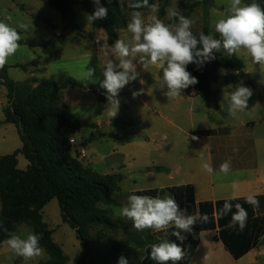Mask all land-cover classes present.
<instances>
[{"label":"trees","instance_id":"1","mask_svg":"<svg viewBox=\"0 0 264 264\" xmlns=\"http://www.w3.org/2000/svg\"><path fill=\"white\" fill-rule=\"evenodd\" d=\"M171 0H149V4L159 3L158 13L160 17L166 15V9ZM245 4L258 3L264 8V0H242ZM50 4L59 10L67 28L74 27L75 6L81 4L84 11L92 13L94 5L92 0H49ZM134 0H101V4L108 7V17L105 20H97L92 23L93 28L102 29L107 34L108 45H112L118 39V30L127 27L128 19L125 9L131 13L134 9L128 7ZM207 0L195 2L192 7L206 6ZM191 7V8H192ZM140 12H150L148 8L135 9ZM189 17V11L181 14ZM175 23V19H171ZM205 35L209 34L207 26L203 28ZM215 38L220 39L219 33ZM32 48H41L43 53L50 54L53 43L50 41L31 39L26 42L18 41ZM216 59L208 61L203 67L189 64L187 70L197 78L198 83L192 85L205 99H213L218 92L213 89V84L219 80L220 69L231 70L233 73L226 75L228 84L234 86L243 85L253 89L251 75L244 71L243 61L236 54L228 55L223 50L214 53ZM39 61L19 66L28 70L31 66H39ZM238 72V73H237ZM0 82L7 89V104L3 108L4 122L13 124L17 128L22 142L20 150L14 154L0 157V223L8 229L9 233H16L18 226L30 224L36 234H42L40 245L50 255L49 262L39 264H67L62 247L53 240V231L43 220V209L53 199H57L61 217L64 223L76 231L77 239L81 245V254L75 264H118L120 256L130 254L125 246L108 240L96 242L91 239V231L98 226L104 229L117 231L122 229L131 240L140 247L145 244L139 234H133L131 225L122 220L115 219L110 212L100 206H119L120 201L116 194L120 190L116 175L102 174L91 166H86L73 153V147L69 143L68 130L98 129L93 123L76 120L65 104L60 101V93L68 87L82 86L71 78L64 76L55 78H32L23 82H15L8 76V67L0 68ZM102 99V98H101ZM103 100V99H102ZM22 154L29 162L26 170L18 167V155ZM161 170V168H157ZM162 192L172 195L181 210H187V215H194L197 211L207 214V223L197 222L192 233L181 232L185 237L180 241L171 233L177 231L175 227L168 230L167 239L179 244L184 250V257L176 264H189L200 239V233L213 230L218 225L229 223L232 214L236 212L235 204H241L247 211L248 218L252 217V205L245 199L230 201L233 205L226 219L219 215L222 205H216L217 223L214 217L215 208L211 202L196 204L194 188L191 185L174 186L165 188ZM160 193L158 189L138 191L133 194L156 197ZM259 200V210L264 209L260 203L264 197H256ZM249 220V219H248ZM249 225L256 223L258 231L264 236V218L250 219ZM222 230V229H221ZM233 233L234 228H233ZM228 234L221 231V237L227 247L238 257L234 246L228 241ZM163 237L164 233H158ZM8 238V233L0 229V244ZM264 238V237H263ZM151 251V249H150ZM21 260L23 258L20 257ZM145 264H157L150 258ZM168 264H172L171 261Z\"/></svg>","mask_w":264,"mask_h":264},{"label":"crops","instance_id":"2","mask_svg":"<svg viewBox=\"0 0 264 264\" xmlns=\"http://www.w3.org/2000/svg\"><path fill=\"white\" fill-rule=\"evenodd\" d=\"M17 1L18 0H15V5H17ZM33 1V4H31L32 6L29 5L26 11L27 16L29 15L32 20L30 21V25L27 23V28H25L27 29V33H20L19 31L21 28H16L21 36L20 40L23 42L34 39L36 35L34 24H36L37 21L40 22V20H43V22H45L46 20L44 13H41V0ZM118 1L122 2V0ZM203 1L204 0H196L195 2ZM47 2L49 1L43 0V5L47 6L49 4ZM157 4L159 5V3ZM182 4L183 0H171L169 7L181 6ZM22 6L25 7L24 4ZM196 7L187 10L189 11L188 18L193 19L192 13ZM141 13L145 17V20H147L150 12ZM157 17L164 21V23H173L171 19L168 18L167 12L164 17H159V13ZM127 19L129 23L131 15L130 17L127 16ZM49 25L53 26L52 24ZM88 27L92 30H87V34L90 38L100 36L101 38H96L94 41H97V44L100 42V46L108 45L107 34L104 30L93 28L92 23H88ZM64 28H67L66 24H64ZM201 32H203V28L196 36L198 37ZM117 33L118 39H124L126 42L131 39L132 34L127 31V27L118 30ZM55 35L54 38H48L49 36H47L44 39H47L46 41L50 40V42L54 44L57 39H59L60 43L66 41L63 33ZM19 45L18 51L25 53L24 58L15 55L14 61H9L5 64V66L8 67L9 77L11 70H23L19 66L34 61H39V63L42 64L52 56V54L43 53L41 48H32L26 44ZM133 63L137 64V71L140 72L143 91L139 96V100L136 98L130 99L132 102L139 101V104L137 110L138 116H134V120L130 121L129 124L134 125L135 121L138 122L140 130L143 131V137L147 141L150 140L151 135L159 137V142L156 147L159 153V160L154 167L156 169L161 168V170L157 169V171L163 174L160 175V177L168 183L165 184V187L161 190L158 189L160 193H163L162 191L168 187L191 185L194 188L196 204L205 202H211L213 204L216 223L217 203L225 202L226 200L234 201L245 199L250 194H254L256 197H264V155L262 153L264 149V138H262V141L254 138L259 122L257 120L245 118L242 116L241 112H238L236 117H230L228 107L223 104L218 95L213 99H205L197 90L196 95L191 96L187 92V89H184L180 97L168 99L158 88V81L160 76H162V69L154 66L148 70H143L138 63V58L134 60ZM36 71L37 69L31 66L28 70H24L25 77L23 80H12L15 82H23L28 79L37 78ZM244 71L249 73L246 68H244ZM42 78L43 77H40L38 79ZM148 79H150L149 82H152V86H155L152 87L155 94L145 98L143 94H145V87L147 86L146 83ZM95 87V92L93 93V95H95V97H93L95 101L92 99V104H90L91 102L88 96L83 94L78 95L80 97L79 102L87 109L95 106L101 107L102 102V104H106L109 107L110 111L111 109L107 101L106 90L96 84ZM236 88L237 86H234L230 91L234 92ZM213 89L215 88L213 87ZM166 90L165 88L164 91ZM251 90L254 91V86ZM70 92H72L70 89L66 90L65 94L70 95ZM87 92L90 93V89H88ZM65 101V106L67 107H72L74 104L73 101L71 102L66 99ZM6 104L7 100L6 103H0L2 107L0 127L2 123H5L3 108ZM254 108L255 110L259 109L260 104L257 102ZM215 114H219V117L217 115L215 116ZM116 115L114 118L109 115L104 118L98 116L99 118L97 117L96 119L84 116L81 120L88 123H95L102 137L111 135L116 136V134H114V128L116 125L120 124V120ZM9 125L15 127L13 124ZM104 126H107L110 132H102L101 130H104ZM15 129L17 130L16 127ZM71 133L72 130H68L69 137L73 138ZM193 136L199 139L193 140ZM142 143L148 144L146 141H142ZM119 156H122V153L113 149L107 156H103L102 159L96 158V164L107 166L106 170H102L101 173L116 175L115 169L121 167L122 164L117 160L115 164L113 159ZM104 160L106 163L103 162ZM227 160L231 161V170L225 175L219 171V168L220 165ZM203 163L211 165L213 168L212 174H208L202 169ZM93 165V162L89 163V166L92 167ZM233 197L235 198L233 199ZM260 203L264 205V200H261ZM221 208H223V205ZM227 215L222 216V219H226ZM263 218L264 209L259 210L257 208L254 211L252 207V217L248 218L249 220L247 219L246 227L243 231H240L237 225L234 227L235 232L233 233V228L227 227L229 223L224 225L217 224L216 228L213 230L202 231L200 233L198 246L189 264H264V236L260 233L261 229L258 231V225L256 223L249 225L250 222H252L250 219ZM221 231L228 234L227 238L230 245L234 246L236 252H240L238 257H236L225 244V240L221 237Z\"/></svg>","mask_w":264,"mask_h":264},{"label":"rangeland","instance_id":"3","mask_svg":"<svg viewBox=\"0 0 264 264\" xmlns=\"http://www.w3.org/2000/svg\"><path fill=\"white\" fill-rule=\"evenodd\" d=\"M195 1L196 0H183L181 6H175L174 8L182 14L183 11L191 9L192 6L190 5L194 4ZM14 2L15 0H0V21L8 23L15 28H18V25L21 23L25 25L28 23V25H30V21L32 20L29 15L27 16L26 11L28 10L29 5L33 4L34 1L18 0L17 5H15ZM40 3L42 7L41 13H44L46 20L45 22L40 20V22L37 21L36 24H34V29H36L34 39L36 38L46 41L47 39L44 38L47 36H49L48 38H54V36H56L55 34L63 33L66 41L60 43L59 39H57L55 44L53 43L51 49L50 54H52V56L39 66H34L37 69V78L43 77L57 79L64 76L77 81L82 86V89L68 87L63 90L59 96L60 101L63 104L66 102L65 99L71 102L73 101L74 104L72 107H68V109L70 108L69 111L76 120L82 121L81 118L84 116H89L93 119H96L98 116L103 118L109 116V107L106 104H102V102L101 107L95 106L88 109L83 107L81 102H79L80 97L78 95L83 94L88 96L91 102L90 104H92V99L94 100L93 97H95V95H93L96 88L95 84L99 86L98 82L92 83L87 78V69L89 67L95 68L96 72L94 78L98 77L102 80L103 75L100 66H103L109 59H114V57L110 55H105L106 45L100 46V42L97 44V41H94L96 38H101L100 36L96 35L97 37L91 38L88 36L87 30H92L88 27L85 14L91 13L84 11L81 4L76 5V25L74 27L64 28L65 23L59 10L53 7L50 2H47L49 3L47 6L43 5V0H41ZM229 3L230 0H207L206 6L203 7V5H201L194 8L192 13V20L194 23L191 26L193 34H198L202 28L207 26L210 29V34L213 35L216 32L215 22L218 19L225 17ZM23 4L25 7L22 6ZM242 4L245 3L242 1ZM125 15L130 17L131 13L125 9ZM156 15L158 16V11ZM9 17L11 19H9ZM49 24H52L53 26H50ZM26 30L27 29L25 28H21L19 32L26 34ZM24 54V52L17 50L13 56L9 57L7 62L14 61L15 55L24 58ZM236 55L243 61L246 70L250 73L252 84L254 86V91H252L253 94L248 100V107L244 111H241V114L245 118L257 120L259 122L254 138L262 141V138H264V65L253 63L243 49H241ZM221 70L226 74H222ZM24 73V70L20 69L11 70L9 78L23 80L25 77ZM229 73H233V71L220 69L218 71L219 80L213 84L221 101L228 108L232 93L230 89H233L234 87L226 81V75ZM149 80L150 79L147 80L145 94H143L145 98L155 94L154 90H152V87L155 86H152L153 84L152 82H149ZM142 87L143 84L140 75L136 81L130 82L119 92L118 98L120 101V107L116 116L119 118L120 124L116 125L114 128V134H116V136L111 135L108 137H102L98 132L99 130L87 128L73 130L71 133V136H73L78 144L86 145L87 157L82 160L83 163L86 166H89V163L93 162L94 165L92 168L98 172L106 170L107 166L96 164V158L102 159L103 156H107L113 149L122 153V156L113 159L115 164L117 163L116 160L122 164L121 167L115 169V174L118 177V183L120 186V190L116 194V199L120 201V204L117 207L106 206L104 204H100V206L108 210L113 218L130 224V231L134 235L139 234L145 246L140 247L137 245L136 242L131 240L122 229L111 231L104 229L101 226H98L91 231V239L98 243L102 240H108L110 242L122 244L130 253L124 255V257L128 259L129 264H145L149 260L151 245L154 243H160L161 240L158 233L151 229L137 231L133 227V222L131 220L119 214V209L127 204L128 197L132 192L152 189L161 190L165 187V184H168L160 177V175L163 174H160L154 167L159 160V153L156 149L159 137L151 135L150 140L147 141L143 137V131L140 130L138 122L133 121L134 125L129 124L130 121L134 120V116H138L137 110L139 101L132 102L130 100L133 98L132 91L141 90ZM69 89L72 91L70 92L71 94H65V91ZM88 89H90V93L87 92ZM6 94L7 89L3 85H0V103H6ZM139 96L136 97L137 100H139ZM257 102L260 104V108L255 110L254 106ZM1 109L2 107L0 105V116L2 113ZM216 115L219 117V114H215V116ZM101 131L110 132L107 126H104V130ZM142 141H146L148 144H144ZM21 146L22 142L15 127L2 123L0 127V157L16 153L20 150ZM262 153L264 155V149L262 150ZM18 161L19 169L26 170L29 162L22 154L18 155ZM103 162L106 163L105 160ZM163 194L165 193H160L158 196H162ZM42 213L44 222L47 224L48 228L53 231V240L62 247V250L67 257V264H75L81 254V245L77 239L76 231L63 222L57 199H53L49 202L44 207ZM28 232L34 233L33 227L30 224H22L18 226L15 234L25 238ZM140 257H143L142 261L140 260ZM50 260V255L44 249V254L41 257L25 262L24 260H21L20 257L14 256L4 243L0 244V264H39L40 262H49Z\"/></svg>","mask_w":264,"mask_h":264},{"label":"clouds","instance_id":"4","mask_svg":"<svg viewBox=\"0 0 264 264\" xmlns=\"http://www.w3.org/2000/svg\"><path fill=\"white\" fill-rule=\"evenodd\" d=\"M94 11L85 14L88 23L97 20H105L108 17V7L101 4V0H92ZM108 4L112 0H107ZM134 9L131 12V20L127 24V31L131 33V39H116L112 45L105 46V55L112 56L103 66V79L95 77V68L89 67L87 78L92 83L106 90V97L110 105L109 115L114 117L120 107L119 92L130 82L136 81L140 76L137 71V60L143 70L151 67L162 69V76L158 81V88L168 99L181 96V92L189 86L198 83V80L188 70L189 64L203 67L208 61L216 59L214 53L222 50L228 55L237 54L241 49L245 50L253 63L264 65V8L258 3L242 4V0H230L226 9V15L215 22V31L220 39L213 35H205L203 32L197 37L191 31L194 21L181 15L174 7L166 9L169 19H175V23L166 24L159 19L157 13L159 5L149 4V0H134L128 5ZM148 8L150 14L145 17L135 9ZM9 19H11L9 17ZM20 28H27L25 24H19ZM21 36L15 27L0 21V68H3L9 57L13 56L20 45ZM222 74L224 73L223 70ZM167 89L164 91V89ZM141 90L132 91L133 98L142 94ZM249 87L240 85L231 93L229 102V116L236 117L238 112L248 107V100L252 96ZM193 140H198L196 136ZM202 169L208 174L213 173V168L208 163L202 164ZM231 170V161L227 160L220 165L219 171L227 175ZM235 197H233L234 199ZM245 202L253 206L255 211L259 208V200L254 194L245 198ZM233 205L225 201L219 215L224 216L231 212ZM236 212L232 214L228 228L238 225L243 231L246 227L248 213L239 203L235 204ZM187 210H181L175 198L167 193L162 196L151 197L148 195H129L126 205L119 209V214L133 222L137 231L151 229L154 232H163L160 243L151 245L150 258L157 264H172L184 257L182 247L169 241L166 237L168 230L175 227L177 231L171 234L178 240L184 241L181 232L192 233L197 222L207 223L208 215L199 211L194 215H187ZM0 229L8 233L4 244L16 257H21L25 262L41 257L44 249L40 245L42 234L28 232L25 238L15 233H9L8 229L0 223ZM143 257H140L142 261ZM118 264H129L127 258L120 256Z\"/></svg>","mask_w":264,"mask_h":264},{"label":"built area","instance_id":"5","mask_svg":"<svg viewBox=\"0 0 264 264\" xmlns=\"http://www.w3.org/2000/svg\"><path fill=\"white\" fill-rule=\"evenodd\" d=\"M238 73V72H237ZM188 93L191 96H195L197 91L193 86L188 87ZM69 143L73 147L74 155L79 159L83 160L87 157V148L84 144H78L74 138H69Z\"/></svg>","mask_w":264,"mask_h":264}]
</instances>
